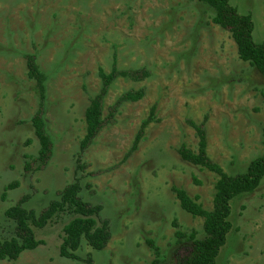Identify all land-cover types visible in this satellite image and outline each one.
Here are the masks:
<instances>
[{
	"label": "rangeland",
	"instance_id": "rangeland-1",
	"mask_svg": "<svg viewBox=\"0 0 264 264\" xmlns=\"http://www.w3.org/2000/svg\"><path fill=\"white\" fill-rule=\"evenodd\" d=\"M230 3L252 16L254 41L264 42V0ZM214 16L196 0H0V239L13 237L15 225L5 212L22 197H30L26 209L39 213L77 179L81 198L104 208L112 231L105 250L84 240L76 253L80 262L63 258V230L73 216L60 214L34 229L41 246L0 264H86L88 258L93 264H176L190 246L177 243V230L204 238L203 219L185 212L172 190L213 210L218 177L178 153L183 145L198 151L190 122L205 123L208 155L228 175L245 172L264 154V77L240 60L231 34L213 23ZM27 55L37 57L47 77L45 121L54 145L47 168L32 173L25 164L40 149L32 125L40 95L28 77ZM114 63L119 71L147 69L151 76L115 81L104 116L130 90L144 89L146 96L120 107L84 154L88 168L78 170L85 112L103 87L99 70L108 74ZM153 107L156 121L124 162ZM14 182L19 187L4 200ZM231 207L233 229L216 264H264V179Z\"/></svg>",
	"mask_w": 264,
	"mask_h": 264
},
{
	"label": "trees",
	"instance_id": "trees-1",
	"mask_svg": "<svg viewBox=\"0 0 264 264\" xmlns=\"http://www.w3.org/2000/svg\"><path fill=\"white\" fill-rule=\"evenodd\" d=\"M209 5L214 11L213 23L231 34L236 43L240 60L250 64L264 77V42L254 41L255 24L252 16L242 15L234 7L230 0H196ZM28 77L37 84L40 95L39 110L32 118L34 133L39 141L40 149L37 157L31 158L25 164L26 173L43 171L47 168L53 156L54 145L47 131L45 121V99H46V75L40 70L35 55H27ZM99 76L103 87L100 93L90 100V105L85 112L86 135L80 143V151L77 156L78 170L85 171L87 164L83 163L84 154L94 144L101 131L115 122V116L120 107L128 102L137 103L145 96V90H130L124 93L110 109L109 115L104 116V101L109 88L119 78H126L132 82H142L151 76L147 69L119 71L116 63L110 73L99 70ZM156 107L151 109L149 118L144 121L136 135L131 150L125 156L127 161L139 148L144 138L147 127L155 122L154 113ZM198 135V151L192 152L183 145L178 153L181 158L194 166H198L218 177L213 198V210L208 211L198 202V197L192 199L186 191L173 187L181 208L195 218L204 221V238L198 239L195 231L187 234L177 230V243L190 244L187 255L177 257L176 264H216V260L223 247L227 244L228 236L233 226L230 221L232 213V201L243 195L253 193L259 188L264 179V154L253 160L245 172L228 175L222 167L214 162L208 155V139L205 123L196 125L190 122ZM264 135V128H263ZM30 143V141H28ZM19 187L18 182L7 185L4 189L3 199L10 190ZM82 187L77 179L75 183L67 185L63 190L57 192L58 200L52 201L45 209L37 213L24 207L30 199L29 196L22 197L14 206L5 212L6 217L13 221L15 227L13 237L8 240L0 239V260L17 261L27 251L36 250L42 242L38 241L34 229H43L49 222L60 214H70L73 219L64 227L63 243L60 255L63 258L80 262L77 251L81 248L83 241L96 251H103L112 240L111 222L102 218L103 207L92 205L81 198ZM176 227L178 225L175 223ZM156 254L159 249L153 241L148 242ZM184 244V243H183ZM86 264H93L88 258Z\"/></svg>",
	"mask_w": 264,
	"mask_h": 264
}]
</instances>
